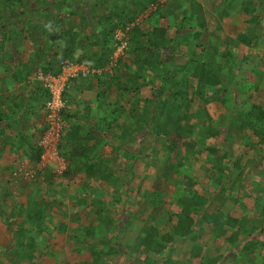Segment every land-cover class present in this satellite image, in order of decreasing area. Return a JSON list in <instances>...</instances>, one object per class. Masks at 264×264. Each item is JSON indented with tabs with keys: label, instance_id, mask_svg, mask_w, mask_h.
<instances>
[{
	"label": "trees",
	"instance_id": "obj_1",
	"mask_svg": "<svg viewBox=\"0 0 264 264\" xmlns=\"http://www.w3.org/2000/svg\"><path fill=\"white\" fill-rule=\"evenodd\" d=\"M16 1L0 0V13L8 14L6 18L0 17V54L2 58H8L10 63V66L5 68L9 75L5 78V84L20 86L18 101L14 103L10 116L24 114L23 106L25 107V104L29 105L28 109H43L42 96L47 97L48 92L39 85V89L35 88L34 94H21L25 88L33 85L32 78L38 71H42L44 74L58 75L60 73L59 63L64 60L77 63L85 62L96 68L107 64L112 54L114 31L135 24L139 16V13L135 14L132 11L133 7H138L140 14L146 13L143 6L147 2L146 7L151 5L154 8L150 11V16H155L162 21L173 14L174 19L170 26L160 24L148 28L143 24H135L132 27L129 32L127 57L117 61L111 74L104 73L112 83L111 88L116 87L120 90L117 101L115 103L107 102L106 92L103 90L96 97L97 105L101 107V110L103 107L105 108V111L101 112L102 116L99 120L87 121L91 108L85 105L86 114L82 115L79 112L76 114L87 122L81 125H70L65 131L66 133L61 135L58 149L69 163L61 178L74 181L79 173H83L85 179L78 183L81 188L89 187L90 180H98L115 188L124 182L122 186L125 189L135 178V170L139 166L148 169L145 176L152 182V190L144 192L145 197L149 199L148 203L142 208L136 207L133 216H130L134 219L137 217L135 214L140 211H147L153 217L158 213V216L154 218L153 225L146 223L143 225L138 236V243L135 245L136 249L143 248L149 251L150 259L146 264H154L156 258H162V256H165L163 264H173L171 255L178 241L188 242L194 246L193 258H200L202 264H233L234 262L237 264H264V239L261 241L247 240L257 233L264 234V230L258 228V224L264 221V187L255 184L256 193L246 192V186L242 184L243 170L239 171L240 155L234 159L233 169L223 165L225 158L229 157V148L233 146L232 140L238 135L242 137L243 145L248 147L251 143V138L243 135L246 130L259 138L258 146L264 145V107L257 104L253 100L254 96L252 97L253 89L259 88L258 70L259 67H263L264 63L260 66L258 59L260 52L245 56L243 59H237L231 52H221L219 47L212 44L207 47L189 45L191 57L182 56L180 44L184 41V36L196 42L201 39L207 29L205 9L203 4L197 0H185V2L182 0H165L163 2L162 0H128L129 5L122 7H119L118 3L122 0H117L115 5L106 7L103 19L92 15L93 18L89 21L91 27H96V23L100 24L97 25V29L101 26L97 31L90 28L86 16L81 15L78 10L67 11L68 6L74 8L76 0H59L55 8L51 6L55 0H50V4L39 3V6L35 8L27 6L24 9H19ZM233 4L232 1H225L222 3L219 13L225 14L233 8ZM235 7L243 13L247 23L256 22L257 16L264 20V0H238ZM187 13L188 16H186ZM24 14L28 15L27 20L22 18ZM75 15L80 17V23L69 21L71 16ZM77 26L87 29L89 34L84 33L82 36L77 30ZM170 27L175 28L172 38H168ZM217 29H220V26H217ZM254 34L257 42L260 38L258 31L254 30ZM89 37H93V40ZM237 40L246 48L254 45L252 44L253 39L250 40L244 34L238 35ZM237 40L228 39L229 45H234L235 42H238ZM255 41L253 42L255 43ZM89 46L91 48H88ZM5 47H9L8 53L4 52ZM27 48L29 51L28 54H25ZM94 48L96 50H93ZM164 51H168L166 55L159 56L157 54H163ZM178 56L184 57L180 58L183 62L177 61ZM246 62H252L255 65L246 67L244 74L240 77L237 76L239 73L234 74V71H240ZM225 74L228 76V84L222 82V76ZM95 79L101 83V89L104 88L105 80L103 81L99 76H95ZM81 80L90 79L70 80L63 93L64 99L68 100L67 91L70 84ZM139 81H141L140 84ZM233 86L238 87L248 98L243 101V105L238 110L237 104L228 105L230 103L228 97H230ZM147 88L151 93L150 97L144 101L146 105L144 109L141 111L138 108L139 103H133V112L131 115H127L123 100L128 94H139ZM19 101L23 103V106L18 103ZM198 101H200V105L197 104V106L202 112L200 126L198 123H192L189 115V110ZM214 102L227 110L225 116L227 124L224 131L205 111V106ZM1 103L2 101H0ZM63 115L65 119H68L65 112ZM205 121L207 122L206 126L202 124ZM1 122L3 119L0 117V125ZM115 126L118 130L115 138L108 139L109 131ZM82 128L86 130L84 136L80 135ZM195 129L201 134L199 142L209 139L218 140L222 137L224 144L228 146L227 148L210 146L198 151L201 159L211 158L214 160L211 167H207L203 163L200 168L213 176L214 182L219 186V193L228 192L229 195L226 198L234 205H239L244 212L250 208L246 200L253 199L252 210L258 215L257 219L248 216L236 218L230 213L224 212L221 209V204L217 201L214 202L216 196L208 200L196 191L190 194L187 189L193 188L199 184V181L187 173L182 176L180 182L175 183L176 186L180 185L183 188L177 190L174 196L176 212L174 209L165 208L166 188L164 186L169 178L180 174L184 169L185 156L182 154V150L186 154L192 152L196 148V143H199L195 141ZM45 130L46 126L43 123L38 134L42 135ZM142 134H146V136L140 141L137 150L123 151V144H131ZM0 135L2 136L0 140L8 139L3 130H0ZM18 136L21 141H24L23 135L18 134ZM147 137H150L154 143L161 144L163 149L149 145L146 141ZM103 145H108L117 154L112 158L102 156L101 147ZM20 146L25 147L22 142ZM27 146L30 148V153L27 154L28 159L31 163L37 164L42 155V148L36 144ZM73 148L79 149L82 159L80 162L78 161L79 157L67 155L68 151ZM119 152L128 162L123 167H119L116 163ZM148 158L152 165L151 163H142ZM74 160L78 163H73ZM116 171H118V175L115 174ZM233 174L236 176L231 182L229 178ZM46 177V183L51 187L54 174L48 171ZM12 178L16 183L19 181L13 177V173ZM124 189H120L122 193L112 194L111 201H109L110 206L113 203L125 206L122 194H126L127 190ZM2 201L4 199L0 197V202L2 203ZM77 204L82 207L81 216H84L93 205L97 207V211L106 216L111 214L107 205L99 198L87 199L86 196L80 195L77 198ZM16 205L15 203V207H9L11 211L6 218L7 229L10 230L13 227V223L10 222L11 218H17L24 214L27 222L34 228V234H29L23 228L18 229L13 242L6 247V252L14 254L15 259L12 264H40L37 258L42 251L38 247L46 245L43 251L47 250L46 243L55 230L51 227L53 217L48 215L47 211L50 203L47 201V196H32L29 197L26 207L15 210ZM251 222L253 225L249 227ZM129 225L130 223L126 227ZM111 228V222L106 219L98 226L87 225L83 234L84 241L92 242L87 246L92 264H111L112 257L118 254L120 245L108 246L105 251L98 249V246L106 245L107 233ZM205 235H209L210 242L223 238L230 253L226 256L223 255L215 243L214 249H209L206 243H202V239L208 240L204 238ZM244 235L247 238H243ZM77 242L80 244L83 241ZM115 242V245L119 243V239H116ZM242 242L243 245H241ZM238 248H240L239 251L234 252ZM212 251L214 255L208 257L207 252L211 253ZM2 253L0 251L1 255Z\"/></svg>",
	"mask_w": 264,
	"mask_h": 264
},
{
	"label": "rangeland",
	"instance_id": "obj_2",
	"mask_svg": "<svg viewBox=\"0 0 264 264\" xmlns=\"http://www.w3.org/2000/svg\"><path fill=\"white\" fill-rule=\"evenodd\" d=\"M38 1V2H37ZM59 0H55L52 2L51 6L56 7ZM114 1V2H113ZM117 0H83L81 1H74V8L68 6L67 11L78 10L81 15H85L86 19L89 21L92 20V15L99 19H103L106 14V7L109 5H115ZM165 0H162V2ZM198 2L203 4V7L205 9L206 19H207V29L205 34L201 37L200 40H197L196 42H193L192 39H189L188 37L184 36V41L180 44L181 49V55L187 57H191L190 48L189 45H202V47H207L208 45L212 44L216 47H219V51L223 52H231L235 58L237 59H243L245 56H250L252 54H256L260 52L258 59L260 61V66L264 62V20L257 16L256 22H253V24L247 23L246 17L243 15V13L239 12L236 9V2L238 0H197ZM225 1H232L233 8H231L228 12L225 14L219 13V10L222 7V3ZM182 2H185V0H182ZM19 9H24L27 6L31 8H35L39 6V3L41 4H50V0H17L16 1ZM119 3V7L129 5L128 0H122ZM147 2L144 4V11L146 13L140 14L138 7H133L132 11L135 14L139 13L140 19L142 18L140 25L143 24L145 26L153 27L162 24L163 26H170L173 23L174 16L173 14L170 15L168 18L162 20H159L157 17L150 16V11L154 8L150 5L146 7ZM166 8L165 6H163ZM63 12L65 10H62ZM5 12V10H4ZM0 17H7V13H0ZM256 15V14H255ZM27 14H24L22 16L23 19L27 20ZM188 16V13L186 14ZM3 17V18H4ZM182 18V17H181ZM80 17L79 16H71L69 21H73L76 23H80ZM96 23V22H95ZM90 28H93L95 31H97V25H100L96 23V27H91V22H89ZM217 26H220V29H217ZM77 30L80 31L81 35L83 36L87 33V29L82 28L81 26H77ZM254 30L259 35V40L255 41V34ZM92 32V30H91ZM175 34V28L170 27L168 32V38L174 37ZM240 34L246 35L250 40H252V45L250 48H246L243 44L239 43L237 40V36ZM93 40V37H89ZM234 39L238 42L234 45H229L228 39ZM255 41V43L253 42ZM228 42V43H227ZM88 48H91L90 46ZM9 47H5V53H8ZM93 50H96L95 48ZM28 48L26 50L25 54H28ZM168 51H164L163 54L157 53L159 56L166 55ZM24 54V55H25ZM254 56V55H253ZM184 58L181 56H178L177 61L183 62L182 59ZM131 59V58H129ZM110 62V61H109ZM105 64L102 67H98V69L101 70L100 78L104 81L105 86L101 89V91L106 92V101L109 103H115L117 101V97L120 93V90H118L116 87L111 88L112 83L109 82L108 78L104 75V73H107V75L111 74L113 69H111L108 65L110 63ZM255 64L252 62H246L243 65V68H241L240 71H234V74H238L237 76H242L245 72L246 67H252ZM10 66V63L8 61V58H2L0 54V77L5 78L8 75V73L5 71V68ZM111 69V70H110ZM123 71V70H122ZM123 73V72H122ZM151 76L150 74H147ZM258 75L260 76L259 79V88L253 89L252 91V97L253 100L264 107V63L263 67H259ZM179 77V76H177ZM146 79V77H144ZM95 79V78H94ZM35 80V78H34ZM123 80V78H121ZM126 79L124 80V82ZM118 82V81H117ZM222 82L227 83L229 82L227 74L222 76ZM34 85L38 86V83L36 81L33 82ZM141 81H139V84ZM108 89V90H107ZM10 92V90H9ZM150 91L149 88L144 90L143 92H140L139 94L130 93L126 96L125 100H123V104H125V108L127 111V115H131L133 112V103H139L138 108L142 111L144 109L145 105V99L150 97ZM244 96L243 92L239 90L238 87H232V92L230 93L229 101L230 103L228 105L237 104V110L241 108L243 105V101L246 98ZM197 104L200 105V101H198ZM193 107L189 110L190 115V121L192 123H198L199 126L201 125L200 118H202V112L199 110V106ZM69 107L66 108V111ZM105 111V110H104ZM205 111L207 112V115L214 121V123H218L220 128L224 131L227 124V118L226 113L227 110L222 105L218 104L217 102L210 103L207 106H205ZM231 112V111H230ZM224 116V117H223ZM65 118V117H64ZM204 126L207 125V122L205 121L202 123ZM67 125L69 126V122H67ZM113 128L109 131L107 138H115L118 130ZM198 129V128H197ZM195 129L194 137L195 141H198L199 137L201 136L200 132ZM86 133V130L83 129ZM66 133V132H64ZM6 134V133H5ZM244 136H249L251 138V143L247 146L242 144V137L238 135L233 141V146L229 148V157L225 158L223 165L226 167H230L233 169L234 159L237 158L239 155L241 156L240 160V167L239 171L243 170V177H242V184L246 186V192L249 194L256 193V186L255 184H259L260 187H264V145L258 146L259 138L255 136L254 134H251L249 130H246L243 132ZM144 136L146 134L139 135L137 140L133 141L131 144L122 145L123 151L130 152L135 151L138 149L140 141L144 139ZM151 136V135H150ZM11 139H14L12 141ZM11 142L16 144L19 143V138L17 137H11ZM147 143L149 145H155L159 149H163L161 144L154 143L150 137H147ZM199 142V141H198ZM38 143V139L35 142V144ZM201 143V144H200ZM227 144H224L222 137L218 140H206L205 142L201 141L199 143H196V148L194 151L185 153L184 150H182V154L185 156V160L183 161L184 169L180 174L174 175L171 178H169V181L165 184L166 188V206L165 208L173 209L175 205V199L174 196L176 195L177 190L183 189L180 185H177L175 183L180 182L182 180V176L187 173L191 175L192 177H195L200 181L199 186H195L194 188H189L187 191L193 193V191H196L199 195L204 196L208 200L211 199L213 196H216V200L214 201L216 203H220L222 206V210L224 212L230 213L233 217L241 218L243 216H248L250 218L257 219V214L254 213L252 210V205H254L253 199H247L246 201L249 203V209L244 212L239 205H234L230 200H228L226 197H228L229 193L226 192L225 194L219 193V186L214 182L213 176L210 173H205L202 168H200L201 164L207 165V167H211L212 164H214V160L211 158L209 159H201L199 157L198 151L202 150L203 148L210 147V146H217V147H228ZM101 154L102 156L106 158H112L115 156L116 151L112 150L111 147L108 145H103L101 148ZM221 153V152H220ZM224 153V151H223ZM222 153V154H223ZM121 152H119V156H117L116 163L119 165V167H123L128 162L121 156ZM68 163V162H67ZM143 164H149L152 162L148 158L146 161L142 162ZM26 165L28 166L29 162L27 161H21L16 162L13 166L14 169L17 166L20 165ZM69 164V163H68ZM148 169H146L144 166H139L137 170H135V178L133 181L125 188L127 190L126 194H122V200L125 202V206L113 203L112 206L109 205V201L112 198L113 193H122L120 190L121 188L124 189V182H121L119 187L115 188L110 184H107L103 181L93 180L90 181L89 187L81 188L78 186V183L80 181H83L84 178L75 177L74 181L65 180L62 181V186H64L66 189H70V186H77L78 188H81L82 194L77 193L75 190L76 188H73V190H64L62 194L59 196V198H55V194H51V199L49 200L52 202V206L50 207V212L54 217L56 218L54 225L55 232L52 233L51 238L47 241V250L43 251L46 245H39V249L42 251L40 255H38L37 261L40 264H92L91 263V256L87 250L88 244L92 243L91 241L86 242L84 241V232L87 227V225H94L98 226L100 223L104 222L105 219L109 220L111 222V230L107 233V243L106 245H100L98 246V249H101L103 251L107 250L108 246H119V252L116 256H113L111 259V264H146L148 260L150 259L149 251L143 249V248H135V245H137L139 240V233L143 225L151 224L153 225L154 218L158 216V213L153 217L152 215H149L147 211L143 212L140 211L136 218L132 219L130 217L133 216V211L136 209V207L142 208L144 205H147L148 198L145 197L144 192L152 190L151 187V181L147 179L145 175H147ZM48 170L46 171V173ZM116 171V175H118ZM52 173V172H51ZM2 175H0V196H4L7 191H11L13 187L24 184H34L37 185V181L35 182H27V181H16L12 178V173L10 176H8V179L5 177L2 179ZM81 176V174H80ZM236 174H233L229 180L232 182L235 178ZM70 184H69V183ZM16 183V184H15ZM27 183V184H26ZM64 188V189H65ZM91 189V190H89ZM124 189V190H125ZM76 191V192H75ZM38 193V191H36ZM236 192V191H235ZM36 193V194H37ZM66 193L67 195H64ZM86 196L87 199L89 198H99L103 200V203L107 205L109 208L111 214L106 216L104 213L97 211V207L95 205L91 206L88 211L84 214V216H81L80 206L77 204V198L78 196ZM67 202V204H65ZM163 210V209H162ZM161 210V212H162ZM174 211L176 212V208H174ZM25 217L24 215H22ZM6 216H4V219ZM19 217H17L18 219ZM78 220V221H77ZM16 221V220H15ZM18 223H20L19 219L17 220ZM67 222L66 224H70V226L64 227L63 223ZM130 225L126 227V225ZM3 220H0V251L3 252L2 255L0 254V262L1 264H12L15 257L12 252H6V247L13 242L15 233L18 229H27V224L24 226L22 224L20 228L18 227H11L10 230L7 229L6 221L2 226ZM62 225V226H60ZM253 223L251 222L249 227H252ZM2 226V227H1ZM259 229L264 230V221L260 222L258 224ZM27 231V230H26ZM28 233L30 234V226L28 224ZM209 235H205L204 238L208 239ZM243 238L246 237V235L242 236ZM247 238V237H246ZM37 239V238H36ZM42 239V238H41ZM40 239V240H41ZM116 239H119V243L115 245ZM264 234L257 233L250 238H248V241H256V240H263ZM39 239H37L38 241ZM83 241L80 244L77 241ZM202 243L209 246V249H214V243L219 247V252L223 255H228L229 249L226 245V242L223 238L215 239L212 242L210 240L202 239ZM243 245V242L242 244ZM216 248V247H215ZM195 247L192 246L188 242H180L178 241L175 244L174 251L171 255V259L173 260V264H202V261L200 258H193V252ZM240 248L237 250H234V252L239 251ZM164 255V254H163ZM213 251L211 253L207 252L208 257H212ZM161 257V256H160ZM165 256H162V258H156V262L154 264H163ZM233 264H237V262H234ZM239 264V263H238Z\"/></svg>",
	"mask_w": 264,
	"mask_h": 264
},
{
	"label": "crops",
	"instance_id": "obj_3",
	"mask_svg": "<svg viewBox=\"0 0 264 264\" xmlns=\"http://www.w3.org/2000/svg\"><path fill=\"white\" fill-rule=\"evenodd\" d=\"M5 78L0 77V101H2V103L0 104V113H1L0 117L3 119V122H1L2 124L0 125V130H3L4 133H6L5 134L6 137L8 136L7 140L5 141L0 140V175H2L1 176L2 179L4 177L8 179V176H10V173H13L14 171L13 166H15L14 164L16 162L27 161L31 163L27 156L28 152L30 153V148L27 145H33V144L35 145V142L37 141L38 136H39L38 134L39 128H41L42 118H43V109H38V108L28 109L27 107L29 105L25 104L26 106L24 107L23 103L20 101L18 103L23 106V109L26 112L23 111L24 114L20 113L21 115L18 114L17 116H10L11 110H13L14 108V103L18 101V94H20L19 93L20 86H17L15 84H11L9 86L5 84L6 83ZM34 78H35V75L32 78L33 85L29 86L28 88H25V90L21 94L23 95H29L30 93L34 94L35 88L39 89L37 85H35L34 87L33 81H36L34 80ZM32 86L34 87V89ZM101 87H102L101 83L98 82L96 79L81 80V81H76L70 84L69 89L67 91L69 107L67 111L65 112V115L68 118L67 121L69 122L71 126H73L74 124H78V125L85 124L87 121L99 120V118L102 116L101 112L105 110L104 107L101 110V107L97 105V102H96L97 95L102 92ZM85 105H88L91 108V112L89 113V119L87 121L84 120V118H79L76 114L79 112L80 114L82 113V115H85L86 114ZM34 107H35V104H34ZM83 128H82V131L80 132L81 136L85 135ZM18 134L23 135L24 138L22 139L24 141H21V139L19 138V143H16V144L12 143L11 140L14 141V139H11V137L18 138L19 137ZM1 137L2 136L0 135V139ZM21 142L25 146L24 148L20 146ZM68 152H69V154H67L68 156L79 157L78 158L79 162L80 160H82L80 156L81 154H79L80 153L79 149L73 148L69 150ZM78 161L74 160L73 163L76 162L77 164ZM46 175L47 173L44 176H39L37 178L36 180L38 183L37 185L29 184V183L28 184L26 183L27 185L20 184V185L13 187L11 191L10 190L7 191L3 197L0 196L2 199H4L2 203L0 202L2 204L0 208V220H3V224L7 220L6 218H8L9 212L11 211L9 207H13V206L15 207V203L17 204L15 210H19L22 207H26L28 204L29 197L47 196V201L50 203L49 206L51 207L53 204L52 202L49 201L51 199L50 197L51 194H55L54 195L55 198H59V196L62 194L64 190L66 191L73 190V188H76L75 190L77 191V193L82 194L83 190L81 188H78L77 186L75 187L74 185L70 186L69 187L70 189H66L67 187L65 188L64 186H62V181H63V178H61L62 176H58L55 174L52 180L53 184L51 185V187L48 186V184L46 183L47 182ZM76 177L77 179L78 177L84 178V174L81 173V176H80V173H79ZM90 181H93V180H90ZM196 186H199V184H197ZM36 191H38V193ZM64 195H67V194L64 193ZM65 204H67V202H65ZM50 207L48 208L47 211H48V215L53 217L51 227L55 229L56 226L54 225V222L56 218L54 217V215L51 214L49 210ZM80 209H82V207H80ZM22 215L19 216L18 218L20 220L19 221L20 223H18L17 218L10 219V222L13 223L12 226L13 227L16 226L20 228L21 227L20 224H22L23 226L27 224L26 230L28 232V224H29L30 233L34 234V231H33L34 228L29 222H27L26 217H23ZM4 216H6L5 219H4ZM66 223H67L66 221L65 223H63L64 227L70 226V224H66ZM3 224L1 225L4 226ZM55 231L56 230H54V232ZM37 239L39 238L37 237Z\"/></svg>",
	"mask_w": 264,
	"mask_h": 264
},
{
	"label": "built area",
	"instance_id": "obj_4",
	"mask_svg": "<svg viewBox=\"0 0 264 264\" xmlns=\"http://www.w3.org/2000/svg\"><path fill=\"white\" fill-rule=\"evenodd\" d=\"M141 20L142 18L138 17L135 24H140ZM135 24L114 31L113 49L108 65L111 69L116 66L120 58L127 57L129 32ZM59 69L58 75L44 74L42 71H38L35 75L38 85L48 92L47 97L42 96L46 130L40 135L38 141V146L43 151L37 164L29 163L28 166L22 164L14 169L13 177L19 181H35L39 176H44L47 170H50L52 174L61 176L67 169V162L58 149L61 135L68 128L63 112L66 111L69 101L63 98V93L66 91L70 80L88 79L101 74V70L92 65L70 60L61 61Z\"/></svg>",
	"mask_w": 264,
	"mask_h": 264
},
{
	"label": "clouds",
	"instance_id": "obj_5",
	"mask_svg": "<svg viewBox=\"0 0 264 264\" xmlns=\"http://www.w3.org/2000/svg\"><path fill=\"white\" fill-rule=\"evenodd\" d=\"M93 66V65H92ZM96 68V67H95ZM98 69V68H97ZM93 78H95V77H92V78H88V79H93ZM43 112H44V110H43ZM66 112V111H65ZM64 113V112H63ZM64 116V115H63ZM65 117V116H64ZM66 121H67V119H66ZM68 122V121H67ZM43 123L45 124V119H44V114H43V118H42V125H43ZM66 131H67V129H66ZM39 137H40V135L38 136V141H39ZM61 142V141H60ZM60 144V143H59ZM36 145H38V143L36 144ZM60 151V150H59ZM60 154H61V151H60ZM61 156H62V154H61ZM63 157V156H62ZM67 162V161H66ZM67 167H68V163H67ZM48 171H50V170H48ZM51 172V171H50ZM46 174V173H45ZM36 181V180H35ZM27 182H34V181H27Z\"/></svg>",
	"mask_w": 264,
	"mask_h": 264
}]
</instances>
